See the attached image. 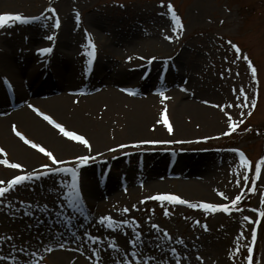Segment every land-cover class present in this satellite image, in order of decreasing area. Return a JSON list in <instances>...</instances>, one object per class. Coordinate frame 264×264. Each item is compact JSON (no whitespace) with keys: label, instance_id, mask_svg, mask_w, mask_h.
I'll return each mask as SVG.
<instances>
[{"label":"rangeland","instance_id":"rangeland-1","mask_svg":"<svg viewBox=\"0 0 264 264\" xmlns=\"http://www.w3.org/2000/svg\"><path fill=\"white\" fill-rule=\"evenodd\" d=\"M2 1H6L7 4L1 8L0 13L10 12L27 17L44 13L47 17L51 14L45 10L51 7L56 10L60 21L69 16L77 22L76 13H79V21L85 20L86 16L93 18L96 25L85 23L84 31L77 25L78 41L85 45L87 32L95 48L102 50L117 66L127 52L138 60L141 58L142 63L137 67L133 65L129 70L130 73H134L132 75L134 78L119 81L117 90L127 89L128 91L124 92L132 93L129 94L132 97L140 96L141 92L136 93L133 83V79L140 78L148 82V86L159 97L154 108L156 115L159 116L162 111L169 114L170 106L174 102L195 101L201 104V101H207L204 103L208 109L206 114L216 121L213 126L209 124L207 127L195 124L191 119L188 123L185 122L190 125L188 130L161 137L162 139L151 133L148 138L150 141L158 140L156 143L140 141L124 148V153L163 154L166 155L164 164L175 160L176 155L199 159L196 165L186 166L187 164L181 163L177 171L199 176L204 183L205 191L213 196L214 201L208 202L206 198L188 201L191 204L199 202L230 204L231 198L242 195L243 199L235 209L230 213H205L202 209H194L187 204L147 199L160 194L141 189L138 170H132L131 173L135 176L122 177V182L115 174L112 175L117 186L118 203L101 213L117 220L114 224H119V227L109 228L104 224L103 229L114 232L117 236L116 232L120 233L127 228L124 233L135 235L134 233L141 230L152 229V225L155 224L158 225L155 229L163 235L167 232L176 246L185 251L191 264H247L245 260L248 255L247 246L251 240V228L255 227L253 264H264V217H259V224H250L243 220L244 216L252 220L258 218L257 212L252 211L253 209L264 211V204L260 203V194L264 193V172L257 180L255 192H248L247 188L251 184L243 182L245 169L240 166L238 153L233 151L243 152L251 162L247 169L249 177L254 172V162L264 156V0H163V4L161 0ZM169 2L181 18L182 31H172L171 17L167 13ZM51 23L52 20L30 21L27 24L14 23V27L18 28H14V33L7 37L8 43H2L0 38V45L17 59L21 67L31 68L30 60L37 49L49 45L46 37L51 35ZM34 28L44 38L32 43L27 33ZM166 36H170L171 39H165ZM115 37L122 38L123 41L118 42ZM113 40L118 44L111 43ZM229 42L235 43L243 56H247L257 69L255 79L248 69V63L239 57ZM107 44H111V48ZM155 48L159 50L156 51ZM84 51L86 52V48ZM95 83L91 85L94 86ZM241 90L244 92L243 96L240 95ZM161 92L166 99H162ZM253 99L256 101L254 107L251 106ZM244 104H248L249 107H243ZM228 105L231 107H227ZM221 106H225L227 113L237 123L240 120L244 121L229 135H222L228 131V119L221 111ZM15 108L13 106L9 110ZM110 151L96 157L103 164L100 171L104 174L110 173L109 168L104 164L105 158L99 157L109 155L111 160H115L110 155L113 151ZM158 173L164 172L160 170ZM166 176L168 177L169 173ZM102 182L100 185L108 190L109 181ZM25 183L9 192L10 197L5 201L6 204L0 199V212L2 213V208H5L6 212L14 213L17 217L14 221L26 228L21 209L23 205L19 202L25 200L41 204L53 212L57 211L59 206L58 196L52 189L46 188L38 193L30 190ZM19 188L22 190L19 191ZM241 189L244 191L241 192ZM67 190L65 193H71V189ZM218 192H223L229 199H223L217 195ZM65 193L62 192V195L70 199L71 195ZM82 209L77 207L72 211L66 208L63 213L65 223L68 224L71 219L78 218L82 213L87 216V211ZM124 209L128 211L124 212ZM165 210L168 215L164 214ZM31 215L32 213L29 214ZM125 220L128 221L127 224L123 223ZM0 224L2 225V222ZM204 225L207 226V230ZM10 233L16 236L11 237ZM47 233L42 229L40 232L27 230L25 234L29 236L34 234L42 241L50 240V243L56 245V249H61L59 247L61 243L68 246L63 241L59 243L58 240L49 238ZM124 233L117 236L120 242ZM0 237L14 238L16 241L23 238L16 230L0 231ZM35 241L39 243L38 239ZM110 244L113 245L108 242L107 247L111 249ZM37 247L40 252L38 264H59L54 252L47 250L49 246L39 243ZM234 252L235 255H232ZM137 256L133 262L140 259L144 264L143 261H147ZM152 257L150 259L152 264L165 263L163 257H156L155 254Z\"/></svg>","mask_w":264,"mask_h":264},{"label":"bare ground","instance_id":"bare-ground-1","mask_svg":"<svg viewBox=\"0 0 264 264\" xmlns=\"http://www.w3.org/2000/svg\"><path fill=\"white\" fill-rule=\"evenodd\" d=\"M6 4V1L0 0V10ZM85 23L96 25L93 18L88 16L79 22L65 16L58 28L50 30L51 35L54 33L53 40L46 39L49 45L44 47H50L52 51L44 55L36 52L30 60L31 68L21 67L17 59L0 45V149L5 150L11 163L23 166L22 169H11L0 165V180H4L6 186L7 179L13 175L35 170L42 175L38 179L34 177L27 181L25 185L38 193L46 188L52 189L58 196L59 206L58 210L53 212L41 204L23 200L21 209L26 228L14 221L17 218L14 213L6 212V209L2 208L0 231L16 230L23 238L19 241L14 238L0 239V264H38L39 243H45L52 249L59 264H122L125 260L128 264H142L140 259L133 262L137 255L147 259V264H152L150 259L154 254L156 257H163L164 264H176L177 260L180 264L182 262L191 264L185 251L176 246L169 235L165 236L155 228L136 232L140 234L139 240L136 239V235L124 233L127 229L124 228L122 232H116L117 236L124 233L120 242L114 232L103 229L105 223L100 222V218L103 217L101 212L118 203L117 186L112 175L115 174L122 182V177L135 176L131 173L134 170H138V177L141 178L139 181L141 189L145 188L160 195L175 194L187 201L198 198H206L208 202L214 201L213 196L205 191L204 183L199 176L177 171L181 163L187 164L186 166L196 165L199 159L176 155L175 160L164 164L166 155L124 153V148L140 141H150L148 137L151 133L164 138L188 130L190 125L185 122L188 123L191 119L195 124L207 127L209 124L213 126L216 121L206 114L208 109L203 101L201 104L195 101L174 102L170 106L169 114H165L173 129L170 134L161 120V114L158 116L155 113L154 108L159 97L148 86V82L140 78L133 79L136 93L141 92L138 97H132L122 89L121 91L116 89L119 81L134 78L132 76L134 73H130L129 70L133 65L137 67L142 63L141 58L139 61L129 52L117 66L112 63L113 59L109 60L108 55L95 48L96 54L91 70L85 75L88 57L85 55V48H82L84 43L78 41L77 28L78 25L84 31ZM14 28L18 26L0 28L2 43H8L7 37L14 33ZM27 36L32 43L44 38L36 28L29 31ZM118 37H115L117 41L122 42V38ZM111 43L118 44L115 40ZM107 45L111 48V44ZM93 82L99 84L95 83L92 86ZM28 105L50 116L65 130L83 135L89 141L91 149L63 136ZM13 106L16 108L9 110ZM13 125L27 139L51 151L57 159L65 161L64 164L55 167H76L78 195H71L70 199L62 195V192L71 189L70 173L43 174L46 170L40 165L51 162L16 136ZM105 151H110V155L115 159L111 160L109 155L99 157L105 158L104 164L108 166L110 172L108 174L100 171L103 164L96 158ZM81 155L89 156L91 159L77 167L78 162L74 157ZM160 170L164 173L159 174ZM101 181L102 183L109 181L108 190L100 185ZM18 186L21 187V185L16 187ZM174 191L180 194L173 193ZM8 194L0 198L3 204H6L5 201L10 197ZM77 207L84 208L87 216L80 215L66 224L64 211L66 208L75 211ZM112 221L117 222L113 219ZM42 229L48 232L49 238L56 239L59 243L63 241L68 246L56 249V245L50 243V240L42 241L34 234L32 236L25 234L27 230L40 232ZM9 235L16 236L14 233ZM94 235L98 237L97 242L90 239ZM35 239H38L39 243ZM108 242L113 243L114 247L108 248ZM172 249H175V253ZM143 263L145 264L144 261Z\"/></svg>","mask_w":264,"mask_h":264},{"label":"snow or ice","instance_id":"snow-or-ice-1","mask_svg":"<svg viewBox=\"0 0 264 264\" xmlns=\"http://www.w3.org/2000/svg\"><path fill=\"white\" fill-rule=\"evenodd\" d=\"M161 4H163V0H161ZM45 11L50 13L51 15L46 17L44 15V13H41L38 16L27 17V16H23L20 14H12V13H7V12L0 13V28L11 27L14 23L27 24L30 21H40V20H45V21L52 20L50 27L52 29L58 28L60 25V20L56 14V10L54 8L49 7ZM167 13L171 17V21H172V25H173L172 31L173 32L182 31L183 25L181 23V18L174 11V7L170 2L167 4ZM76 20H77V22H79V13H76ZM53 38H54V33H53V35H48L46 37V39L49 41L53 40ZM165 39H171V37L166 36ZM85 41H86V44L82 45V48H86L85 55L88 57V59L86 61L87 67L85 68V75H87V72L91 70V65H92V62L95 58L96 49H95V44L93 43L90 35L87 32H85ZM229 43H230L231 48L235 50V52L239 55V57H241L244 61H246L248 63V69L251 72L252 78L255 79L256 75H257V69L252 65V63L249 61V58L247 56H243L240 48L235 43H232V42H229ZM51 51H52V49L50 47H43V48L37 49V52L40 55H44V54L49 53ZM184 90H186V89H184ZM124 91H128V90L124 89ZM129 94H132V93H129ZM160 95H161L162 99L167 98L164 96L163 92H161ZM240 95L241 96L244 95L243 90L240 91ZM245 99H247V97H245ZM205 103H207V101H205ZM255 104H256L255 99L251 100V106L254 107ZM213 106L215 107L216 105H213ZM237 106H239V105H237ZM28 107L32 108V110L35 111L38 115L42 116V118L44 120H46L49 124L53 125L56 129H58L63 136H65L66 138H68L70 140L79 142L85 148H87L89 150L91 149V145H90L89 141L83 135H79L73 131L65 130V128L61 124L55 122L50 116H48V115L44 114L43 112L39 111L38 109L34 108L32 105H28ZM227 107H231V105H228ZM243 107L247 108V107H249V105L244 104ZM221 111L224 112V115L228 119V124H227L228 131L222 133V135H229L231 132L236 130V128L239 126V124H243V122H244L243 120H240L238 123L236 121H234L232 119V117L225 110V106H221ZM161 120L163 121L168 132L171 134L173 129L169 125V122L165 116L164 111L161 112ZM158 123H159V121H158ZM245 130H247V129H245ZM13 132L26 145H30L33 149H36L37 151L42 153L45 157H47V160L51 162L50 164L45 163V164L40 165L41 168L46 170L45 173H43V174L59 173V172L70 173V175H71V184H70L71 193H65V195H78L76 167H64V168L55 167V165L64 164L65 161L57 159L51 151H47L41 145L34 143L31 140L27 139L21 132L17 131L15 125H13ZM144 142L156 143L157 141H144ZM233 151L238 153L240 166L245 169V172L243 173V182L246 184L250 182V184H251V186L247 188V191L250 193L255 192L257 180H259L261 178L262 172H264V156L260 157L258 160H256L254 162V172L249 177V173H248L247 169H249L251 162L248 160V158L245 156V154L243 152H239L238 150H233ZM0 157H3V158H0V165L5 166L6 168L22 169V167H23L19 163H11L7 159V153L5 152L4 149H0ZM74 159L78 162L77 167H79L80 165L85 164L89 159H91V157L81 155V156L74 157ZM40 175H42V174L36 172L35 170H33L32 172L25 173V174L13 175L10 179H7L6 186H4L5 181L0 180V198L4 197L6 193H9L10 191H12L17 185H20V184L27 182V181H31L34 177L38 179ZM243 191L244 190L241 189V192H243ZM217 195L221 196L225 200L229 199V197L226 196L223 192H218ZM260 196H261L260 203L264 204V193H261ZM147 199H154V200H158V201H168V202L173 203V204H187L191 208L202 209L205 213H208V212L230 213L233 209H235L237 207L238 203L243 199V196L242 195H236L234 198H231L230 204L206 203V202H199L197 204H191L189 201L181 199L179 196H176L173 194L156 195V196L147 197ZM21 204H23V202H21ZM5 206H7V205H5ZM133 207H135V206H133ZM123 211L127 212L128 209H124ZM252 211L257 212L258 218L255 220H252L248 216H244L243 220L247 221L250 224H259L260 223L259 217H264V211H258L257 209H253ZM164 214L168 215L167 210H165ZM100 222L105 223L106 227H113V226L119 227V224H114L111 217H109V216L101 217ZM123 223L127 224L128 221L125 220V221H123ZM157 227H158V225H155V224L152 225V228H157ZM204 228H205V230H207L206 225H204ZM135 235H136V239L139 240L140 234L136 233ZM164 235L167 236L168 235L167 232H165ZM0 238H2V237H0ZM90 239L96 241V240H98V237L93 236V237H90ZM255 240H256V228L252 227L251 228V240L247 246L248 255L245 257L247 264H253V245L255 243ZM128 243H132V241H128ZM59 247L63 248L64 245L60 244ZM109 247H114V245L110 244ZM47 250L52 251L51 248H48ZM238 251H239V249L237 248L236 252H238ZM172 252L175 253V249H172ZM93 255H97V253H93ZM232 255H235V252L232 253ZM230 258H231V256H230ZM198 259H199V257H198ZM122 264H128V261L125 260L122 262ZM145 264H147V261H145ZM176 264H180L179 260H177Z\"/></svg>","mask_w":264,"mask_h":264}]
</instances>
